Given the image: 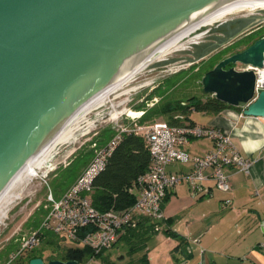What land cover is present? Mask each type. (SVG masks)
I'll list each match as a JSON object with an SVG mask.
<instances>
[{"label": "water", "instance_id": "water-1", "mask_svg": "<svg viewBox=\"0 0 264 264\" xmlns=\"http://www.w3.org/2000/svg\"><path fill=\"white\" fill-rule=\"evenodd\" d=\"M248 13L252 16L222 23L208 33L225 37L202 39L219 43L231 32L237 36L226 43L254 32L255 25L264 21V0H0V200L85 108L171 44L202 34L220 20ZM218 48L204 56L195 49L176 52L191 54L195 60L169 57L146 70L183 59L189 61L179 65L192 64ZM239 64L264 68V37L207 72L203 91L241 109L246 117L264 118V90L256 95L255 71L238 70ZM28 264L47 263L34 258Z\"/></svg>", "mask_w": 264, "mask_h": 264}, {"label": "built area", "instance_id": "built-area-1", "mask_svg": "<svg viewBox=\"0 0 264 264\" xmlns=\"http://www.w3.org/2000/svg\"><path fill=\"white\" fill-rule=\"evenodd\" d=\"M251 69L257 76L258 95L264 90V68L243 66L241 70ZM145 112L127 114L129 122L117 124L113 128L114 135L107 142L96 139L90 141L89 149L93 156L89 165L58 198L52 192L47 195L38 207L42 212L39 226L16 239L17 251L6 264L25 258L42 244L47 233L68 239L76 247L88 248L95 255L104 253L130 231L139 230L143 223L154 224L155 231L159 232L160 223L165 218L164 202L177 186L186 183L192 193L197 194L204 182L213 181L218 190L230 192L231 176L226 170L234 169L247 175L250 173L252 160L239 152L226 130L190 124L172 126L167 122L141 124L139 121ZM143 133L150 144L151 163L129 190L135 195V203L125 210L113 208L108 212H100L93 204L94 180L105 169L126 135ZM204 139L214 143V149L204 156L192 157L183 150L191 140ZM190 162L192 169L187 174H173L168 170L171 165ZM261 246L264 247V243Z\"/></svg>", "mask_w": 264, "mask_h": 264}, {"label": "crops", "instance_id": "crops-1", "mask_svg": "<svg viewBox=\"0 0 264 264\" xmlns=\"http://www.w3.org/2000/svg\"><path fill=\"white\" fill-rule=\"evenodd\" d=\"M222 23L227 22L217 25ZM212 36L225 37L220 32ZM202 43L217 44L218 40ZM190 48L194 53V48ZM184 57L195 60L191 54ZM202 114L204 122L197 123L191 114L186 123L226 130L239 152L252 160L250 173L226 170L231 176L230 192L218 190L213 181L204 182L197 194L192 193L186 183L177 186L164 202L165 218L159 232L155 231L154 224L146 222L113 247L121 242L129 247L139 246L135 253H141L140 256L132 258L128 264H135L144 257L149 264H264V247L261 246L264 243V118L246 117L242 110L235 109L217 116ZM195 141L198 140H191L183 147L192 157H202L214 149L210 140L203 143V148H198ZM191 169V162L168 168L173 174H187ZM161 232L166 236L156 240ZM167 233L178 237H170ZM137 235L141 236L140 240ZM153 248L159 250L151 253ZM130 253L134 254L131 250ZM62 258L55 260L66 262ZM107 263L115 264L111 260Z\"/></svg>", "mask_w": 264, "mask_h": 264}, {"label": "rangeland", "instance_id": "rangeland-1", "mask_svg": "<svg viewBox=\"0 0 264 264\" xmlns=\"http://www.w3.org/2000/svg\"><path fill=\"white\" fill-rule=\"evenodd\" d=\"M250 16H252V14L248 13L226 20H220L210 26L204 33L199 34L201 36L198 39H183L180 47L171 49L158 59L153 60L145 69L136 74L130 82L124 84L117 91L113 92L112 94L114 95L110 94V96L112 95V98L110 99L109 96L105 104L87 113L86 120L89 123L81 121L80 128L74 132L73 138L69 142L58 146L57 150L51 153L47 158L42 168L36 170L37 173L35 172V175L28 176L20 183H17L10 190L9 196L1 202L0 264L8 263L11 255L17 251L18 243L16 242V239L29 234L34 228L36 222L40 224L42 212L38 208L39 205L45 201L50 192L54 194L55 198L60 196L59 194L61 192L59 191H61V187H63L61 183L64 180L66 168L79 159L82 153H88L90 151V141L93 139L99 140V136L103 135L104 131L113 129L117 124L128 123L129 120L127 114L130 112L152 109L161 98H163L162 102H169L185 101L192 96L204 97L200 75L219 59L228 57L234 52L243 49L249 40L260 36L264 32V21L255 25L254 31L260 28L262 29L257 31L253 36H248L249 34H247L237 39H233L213 51L209 56L192 64L186 63L179 65L185 63L180 62V60L167 66L146 70L149 66L158 62L168 61L170 60L169 57H171V59H179L187 56L188 54L179 55L173 53L191 51L190 47L193 46L190 45L192 44L201 45V43L205 41L202 39L215 35V33L209 35L207 32L215 28L218 23L234 21L239 18H249ZM193 65L199 66L201 71H192L191 68ZM236 67L238 70L243 68L240 64ZM170 72L175 73L166 74ZM154 73L157 74L147 77ZM161 74L164 75L157 77ZM140 77L143 79L138 80ZM132 84L136 85L129 87ZM192 114L193 119L197 123L200 124L204 122L202 113L193 112ZM155 122H167V120L162 117L153 122L143 124H152ZM206 141L207 140H198L195 141L194 144H196L198 148H203V143ZM82 170L83 169H80L81 172ZM164 236H166V234L161 232L155 237V239L157 240L158 237ZM52 239L57 242L55 245L49 242ZM69 246L75 245L68 239L58 237L53 233H47L42 244L32 253L33 255L42 256L48 264L51 258L61 259L66 251L65 248ZM129 248L130 247L125 242H121L115 248L102 253L100 256L94 258L87 256L79 264H106V262L110 260L115 264H128L132 258H137L141 254H131ZM158 250L159 249L153 248L151 253H155ZM22 262L23 264H28L29 259L20 258L11 264H22Z\"/></svg>", "mask_w": 264, "mask_h": 264}, {"label": "trees", "instance_id": "trees-1", "mask_svg": "<svg viewBox=\"0 0 264 264\" xmlns=\"http://www.w3.org/2000/svg\"><path fill=\"white\" fill-rule=\"evenodd\" d=\"M247 23V22H246ZM245 23V24H246ZM244 23L242 25H245ZM240 32V31H239ZM257 31L252 32L248 36H253ZM231 32L223 43H217V47H220L224 43H226L229 39L234 38ZM246 36V37H248ZM264 37V32L257 36L256 38L249 40L247 44H245L243 49L238 50L235 53L242 52L249 48L256 40ZM214 47V48H217ZM212 46L198 45L194 47L195 50L198 51V54L201 56L206 55L212 49ZM227 50V49H226ZM225 58V57H224ZM219 59L217 62L212 64L205 70L200 76L201 81L204 75L211 71L221 60ZM168 62V61H167ZM164 64H168V63ZM174 61H169V63ZM233 67V66H231ZM229 69V68H228ZM192 71L198 70L201 71V68L197 65H193L191 68ZM204 97L192 96L187 98L185 101H169L162 102L163 98L159 100L157 104L152 109L146 110L144 116L141 118L140 123H149L157 120L158 118H164L167 120L172 126H184L189 122V118L193 112L204 113L208 115L217 116L228 109H235L241 111L239 108H235L229 106L211 95H207L203 92ZM188 102V105H183V103ZM143 108V107H141ZM190 125H196L194 122H190ZM114 135L113 129H108L104 131L103 135L99 136V140L102 143L107 142ZM93 153L89 151L88 153H82L79 159L74 161L69 167L66 168V174L64 176V180L61 185V192L59 195L63 194L67 189H69L77 178L82 173L80 169H85L92 160ZM151 163V155H150V144L145 136V134H129L126 135L121 143L118 145L116 150L114 151L112 157L109 159L105 169L96 177L93 183V204L94 207L100 212H108L111 209L116 210H125L133 206L135 203V195L130 193V188L134 185L138 177L144 174L149 165ZM82 170V171H83ZM39 223L36 222L34 228H37ZM170 237H178L173 233H167ZM141 236L137 235V240H140ZM54 245L57 243L53 239L49 241ZM139 246L132 245L130 246V250L132 253H135L139 250ZM66 251L64 253V257L62 258L65 261H77L80 263L87 256L90 258H94L100 256L101 254L95 255L88 248H79L76 246H70L65 248ZM33 252V251H32ZM30 252L25 258L31 259L34 258H42V256L33 255ZM22 258V259H25ZM55 260V258H51V261ZM21 264V263H20ZM23 264V262H22ZM106 264H108L106 262ZM135 264H149V261L146 257L141 259Z\"/></svg>", "mask_w": 264, "mask_h": 264}, {"label": "bare ground", "instance_id": "bare-ground-1", "mask_svg": "<svg viewBox=\"0 0 264 264\" xmlns=\"http://www.w3.org/2000/svg\"><path fill=\"white\" fill-rule=\"evenodd\" d=\"M201 35H195V36H191L188 37V39H198ZM181 41H177L173 44H171L170 46H168L165 50H163L158 56L156 55L155 58H153L143 69H145L153 60L158 59L159 57H161L164 53L168 52L171 49L174 48H178L181 46ZM142 69V70H143ZM142 70H140L139 72H141ZM138 72V73H139ZM136 73V74H138ZM136 74H134L133 76H131L130 78H128L127 80H125L120 86H118L116 89L112 90L109 93H106L105 95L101 96L98 100H96L94 103H92L90 106H88L87 108H85L84 112L80 115V117L74 122V124L68 128L67 130H65L59 137L56 138V140L53 141V143H51L50 145H48L47 147H45V149L34 159L32 160L29 165L26 167V169L23 171V173L21 174V176L18 178V180L16 181V183H14L9 190L5 193V195L3 196V198L0 200V207H1V202L6 199L9 194H10V190L17 184L20 183L21 181H23L24 179H26L28 176L31 175H35V172L37 173L36 170H40L42 168V166L45 164L47 158L51 155V153H53L54 151L57 150L58 146L69 142L73 136H74V132L80 128V123L81 121H85L88 122L86 120V114L89 113L91 110L103 105L106 103V101L108 100V97L110 96V94H112L113 92L117 91L119 88H121L124 84L130 82L135 76ZM136 112H130L128 115H136ZM89 123V122H88ZM92 124V123H91ZM88 124V125H91Z\"/></svg>", "mask_w": 264, "mask_h": 264}, {"label": "flooded vegetation", "instance_id": "flooded-vegetation-1", "mask_svg": "<svg viewBox=\"0 0 264 264\" xmlns=\"http://www.w3.org/2000/svg\"><path fill=\"white\" fill-rule=\"evenodd\" d=\"M262 28H260V29H258V30H256V31H260Z\"/></svg>", "mask_w": 264, "mask_h": 264}]
</instances>
